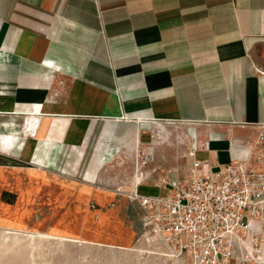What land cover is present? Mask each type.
Instances as JSON below:
<instances>
[{"label": "crops", "instance_id": "obj_1", "mask_svg": "<svg viewBox=\"0 0 264 264\" xmlns=\"http://www.w3.org/2000/svg\"><path fill=\"white\" fill-rule=\"evenodd\" d=\"M260 72L264 0H0V166L88 188L136 238L128 194L185 175L187 148L248 157Z\"/></svg>", "mask_w": 264, "mask_h": 264}, {"label": "rangeland", "instance_id": "obj_2", "mask_svg": "<svg viewBox=\"0 0 264 264\" xmlns=\"http://www.w3.org/2000/svg\"><path fill=\"white\" fill-rule=\"evenodd\" d=\"M154 134L159 140L165 132ZM146 162L141 172L150 169ZM137 165L136 160L133 168ZM132 175L139 183L133 171ZM105 213L80 184L0 166V229L49 235L29 240L0 234V264H182L151 236L133 238L115 218H100ZM250 228L253 236L238 252V264H264V221L252 222Z\"/></svg>", "mask_w": 264, "mask_h": 264}, {"label": "built area", "instance_id": "obj_3", "mask_svg": "<svg viewBox=\"0 0 264 264\" xmlns=\"http://www.w3.org/2000/svg\"><path fill=\"white\" fill-rule=\"evenodd\" d=\"M264 76V72H260ZM245 160L217 164L186 149V174L161 176L157 194H128L141 210V234L164 246L182 264H238L237 256L264 221V126Z\"/></svg>", "mask_w": 264, "mask_h": 264}, {"label": "bare ground", "instance_id": "obj_4", "mask_svg": "<svg viewBox=\"0 0 264 264\" xmlns=\"http://www.w3.org/2000/svg\"><path fill=\"white\" fill-rule=\"evenodd\" d=\"M138 178V181H141V178ZM0 234L3 237H7V236H13V237H18V236H22V237H26L29 238V240H33L35 238L38 239H42L44 237H48V234H42V233H36V232H26V231H20V230H16V229H9V228H2L0 229Z\"/></svg>", "mask_w": 264, "mask_h": 264}]
</instances>
